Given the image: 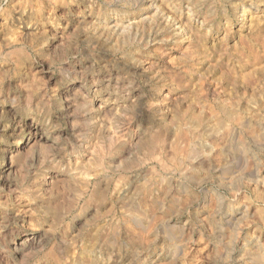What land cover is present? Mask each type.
I'll list each match as a JSON object with an SVG mask.
<instances>
[{
  "label": "clouds",
  "instance_id": "clouds-1",
  "mask_svg": "<svg viewBox=\"0 0 264 264\" xmlns=\"http://www.w3.org/2000/svg\"><path fill=\"white\" fill-rule=\"evenodd\" d=\"M0 264H264V0H0Z\"/></svg>",
  "mask_w": 264,
  "mask_h": 264
}]
</instances>
